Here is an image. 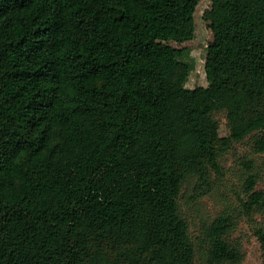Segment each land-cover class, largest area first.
<instances>
[{
  "label": "trees",
  "instance_id": "16d2710c",
  "mask_svg": "<svg viewBox=\"0 0 264 264\" xmlns=\"http://www.w3.org/2000/svg\"><path fill=\"white\" fill-rule=\"evenodd\" d=\"M202 1L0 0V264H197L185 185L264 153V0H209L189 89ZM258 181L240 206L264 264ZM238 222L203 227L205 264L243 263Z\"/></svg>",
  "mask_w": 264,
  "mask_h": 264
},
{
  "label": "rangeland",
  "instance_id": "374dc122",
  "mask_svg": "<svg viewBox=\"0 0 264 264\" xmlns=\"http://www.w3.org/2000/svg\"><path fill=\"white\" fill-rule=\"evenodd\" d=\"M209 0H203L197 14L199 23L196 42L189 46L190 52L184 56V61L193 66V71L188 79L186 87L195 89L207 87L208 82L205 74L207 58V32L202 27L201 18L209 7ZM222 125V134H226L227 120L223 114L217 115ZM223 175L214 179L213 176L210 190L196 188V181L192 180L185 185L181 200V209L188 219L193 237H196L198 246L197 264H205L202 246L203 227L213 222V219L222 212H228L239 217L238 227L233 233L234 242L241 246L245 255L242 264H262V251L260 243L253 233L250 218L243 214L240 200L245 199L244 184L250 175L258 177L257 190L264 191V153H257L254 143L249 138L243 143L236 144L225 155L222 161ZM264 216L257 215V221L263 220Z\"/></svg>",
  "mask_w": 264,
  "mask_h": 264
}]
</instances>
